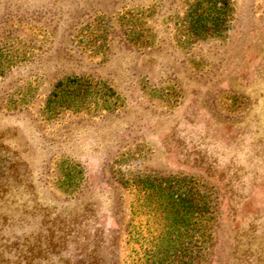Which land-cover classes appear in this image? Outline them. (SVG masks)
<instances>
[{
  "label": "rangeland",
  "instance_id": "rangeland-1",
  "mask_svg": "<svg viewBox=\"0 0 264 264\" xmlns=\"http://www.w3.org/2000/svg\"><path fill=\"white\" fill-rule=\"evenodd\" d=\"M196 1L0 0L7 256L124 264L116 176L157 172L218 195L211 264H264V0L202 38Z\"/></svg>",
  "mask_w": 264,
  "mask_h": 264
},
{
  "label": "trees",
  "instance_id": "trees-1",
  "mask_svg": "<svg viewBox=\"0 0 264 264\" xmlns=\"http://www.w3.org/2000/svg\"><path fill=\"white\" fill-rule=\"evenodd\" d=\"M230 10L231 0H197L186 15L191 34L202 38L226 30ZM116 181L127 191L124 264H211L219 201L208 184L157 172L120 174ZM4 249L0 264H32L28 250L7 256ZM104 262L95 257L92 264Z\"/></svg>",
  "mask_w": 264,
  "mask_h": 264
}]
</instances>
